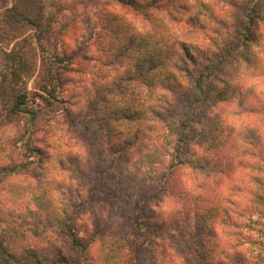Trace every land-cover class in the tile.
<instances>
[{
	"label": "rangeland",
	"instance_id": "374dc122",
	"mask_svg": "<svg viewBox=\"0 0 264 264\" xmlns=\"http://www.w3.org/2000/svg\"><path fill=\"white\" fill-rule=\"evenodd\" d=\"M14 1L0 0V47L10 50L24 37L30 38L27 48L32 71L27 87L31 93H43L42 87L51 80L53 63L38 48L32 36L34 32L32 24L25 20L14 23L5 20L3 13ZM64 1L37 0L33 11L38 10L39 14L43 13L45 16L56 11L58 15L61 14L64 19L68 20V23L70 21V26L67 25L69 32L65 30L66 34L61 36L58 47L59 51H65L74 61L70 70L61 72L63 81L67 79L64 83L62 82V93L71 102L81 97L84 98L85 95L89 96L91 101L87 103L85 109L81 108L79 103L72 104L75 112L72 123L65 121L57 124L56 122V125L49 124L47 128L38 127L35 134L36 139L33 141L35 145L41 141L42 152L48 154L47 159L37 161V156H35L33 160L35 162L32 164L34 168L30 172L36 174L39 171V174L34 178L26 172L10 178L11 183L17 180L20 194L17 193L5 200L7 189L4 188L2 190V193H5L4 196L0 195V207H3L2 209L11 207L10 210L17 219L21 220L22 217L19 215L24 216L26 219L23 222L26 225L24 227H28L25 230L27 238L32 242L41 240L33 235V230L37 228V223H33V213L40 214L39 221L47 227L46 229H53L57 217L53 214L59 204L58 192L54 189V185L48 184L45 179L55 177L64 182L63 177L67 178L69 174L64 170L56 176L60 170L59 162L71 167L69 165L74 156L81 157L82 155L86 159V148L73 146L75 144L73 136H79L84 143L90 145L87 142V137L90 136L84 138V134L87 135L86 132L91 125H103V114L106 112L104 110L108 109L113 101L125 100L130 105L137 106L138 109L147 108L146 105L143 106L147 90L139 79L131 82L123 80L120 81V85L109 84L107 91L102 85L99 90H83L82 79H89L92 71L100 70L104 66L108 56L105 49L108 43H114V45L121 43L126 30L131 33L157 31L159 36L167 39L168 47L175 52L168 69L173 78L183 79V72L173 66L174 62L181 60L183 43L189 48L190 46L196 48V53H192L193 59H187L191 69L198 66L202 70L208 64L211 68H216L217 61L212 60L211 63L204 61L203 57L210 55L209 58L221 61L219 62L222 63L221 67L231 78L228 84H222L220 83L222 81L217 79L214 81L219 82V86L224 87L223 90L226 89L225 86H235L236 89L231 98L223 96L222 99L219 96L220 92L209 99L211 102L206 111L211 114L210 117L217 118L225 126L223 136L227 134L228 144L221 149L209 148L206 152L197 150L199 156H204L208 160L206 163L203 158L204 167L196 168L193 164H172L165 161L154 168L143 167L140 170L137 164V153L129 152L128 176L130 178L135 176L133 182L149 187L153 186V182L156 181L158 186L157 199L156 197L148 198L151 200H147V207L141 214L149 225L151 238L157 241L156 249H143L139 256L140 263L156 264L157 261L158 264H197V260L200 259L199 255L201 258L204 257L200 254V246L207 244L208 248L209 245L212 248L217 241V249L215 248L213 254V259L216 258V261L213 262L212 259L211 264H264L259 254L261 253L259 247L263 248L261 254H264V217L255 214L253 207L255 204L254 191L262 188L256 180V177L261 178L258 169H264V164L260 161V156L264 155V20H257V22L255 20L254 26L251 27L253 24L250 26V32L256 33L255 37L258 41H251L246 56H243L245 46L237 39V37L244 36L243 30L249 25L255 0H201L207 2L214 12L221 15V20H224L219 27L216 26L221 33L215 35V39L207 34L211 31V21L205 22V26L200 25L205 19L202 14L199 15L198 5L194 0H183L184 8L178 13L185 18L198 17L196 26L188 25L184 20L180 22V20L170 19L165 20L161 25L155 24L154 26L147 17L152 10L124 8L117 4L116 0ZM259 5L263 6L264 11V1H261ZM111 10L118 13L110 12ZM111 13L119 16L116 23L108 21ZM162 17L165 16L162 15ZM120 20H125L130 26L126 28L127 24ZM222 38L227 41L221 42ZM162 45L165 46V43L163 42ZM239 46L240 49L237 50ZM221 53L225 54V58L221 57ZM133 55L136 57V54H132V57L125 58L122 62L113 60L121 64V66H115L117 74L124 75L127 70H132ZM204 70L207 71L208 68L205 67ZM216 74L212 72V75ZM110 75L113 74L110 73ZM158 76L159 74H154L152 80L155 81L159 78ZM124 88H126L124 92L120 90ZM158 89L159 86L155 87L151 96L154 104L161 103L159 98L162 97H158L159 93L156 92ZM108 92L113 93L114 99H107L110 95ZM222 93L224 94V91ZM174 96H169V100H174ZM34 103L43 106V112L46 109L62 107V104L56 101L52 105H45L44 101L39 98ZM162 112L165 115L164 111ZM155 128L154 132H157V135L151 134L150 129L147 131L151 134V141L158 144L161 139L158 136L160 128L159 126ZM247 130L249 133L250 131H255V133L253 132L250 137ZM31 140L32 138H28V142ZM79 142L78 140L77 143ZM237 142L241 146L244 145L245 152L237 154L233 147ZM7 143V140L3 139L0 145ZM13 150L16 151L15 148ZM89 155L92 157L88 156L87 162L82 166L84 172L78 175L73 174L78 181L85 184L83 187L88 189L82 192L83 201L77 207L78 213H81L77 224L83 236L88 237L91 236L90 233H95L91 240L89 257L94 260L92 264H99V259L105 261L107 250L105 247L100 249L97 234L105 232L110 226V221L115 218L122 220L124 216L120 213L123 208L124 212L128 208L125 205L127 196L119 192L112 194L107 191H97V156L93 151L92 154L89 151ZM108 163H110L109 160L104 161V165ZM131 163L137 166L133 168ZM38 164H42L40 169ZM104 177L109 178V175L106 173ZM262 181L264 183V179ZM131 191L137 192L138 188H133ZM131 191L127 194L130 195ZM86 197L87 200H85ZM97 199L100 200V205L97 204ZM217 206L219 207L218 213L212 211ZM208 207H212L206 215L208 225L211 227L209 233L213 234L216 240L210 235H202L194 228L197 210ZM249 218L253 221L250 222ZM222 222H224L223 226L227 225L225 230L228 232L221 230L220 223ZM81 223L83 225L80 228ZM163 251L166 254H163ZM212 251L209 254L210 257Z\"/></svg>",
	"mask_w": 264,
	"mask_h": 264
},
{
	"label": "trees",
	"instance_id": "16d2710c",
	"mask_svg": "<svg viewBox=\"0 0 264 264\" xmlns=\"http://www.w3.org/2000/svg\"><path fill=\"white\" fill-rule=\"evenodd\" d=\"M116 1L117 4L124 6V8L152 10L147 17L154 26L161 25L165 20L169 19L180 20V22L184 20L188 25H195L198 21V17L185 18L179 15L178 12L184 8L182 6L185 4L183 0ZM194 1L198 5L199 15L202 14L203 19H205L200 25L205 26V22L211 21V31L207 34L215 39V35L217 36L221 33L217 27L224 20H221V15L214 12L207 2ZM261 1L264 0L254 1L249 25L246 24L247 26L243 30L244 36L237 37L245 46L243 56H246L251 41H258L257 37H255L256 33L254 31L250 32L249 28L255 20L256 22L257 20H264L263 6L260 7L259 5ZM36 3L37 0H15L3 13L5 20L9 23L25 20L32 24L34 28L32 36L38 48L53 63V74L51 80L42 87L43 93H31L27 87V81L32 71L27 48L30 38L24 37L10 50L0 47V144L3 139L8 142L0 145V195L4 196L3 194L5 193H2V190L6 188L5 200L15 196L17 193L20 194L17 188V180L11 179L13 180L11 183V177L13 178L26 172L34 178V176L39 174V171L36 174L30 172L34 168L32 164L35 162L33 161L35 156H37V161L43 158L47 159L48 154L42 152L41 141H38L36 145L33 141V139H36L35 134L38 127L45 126L47 128L49 124L56 125V122L57 124L65 121L72 123L74 120L73 114H75L72 104L79 103L80 107L85 109L87 103L91 101L90 97L86 95L84 98L76 99L75 102H71L70 99L63 96L61 85L67 79L63 81L64 78L61 72L70 70L71 66L74 65V61L65 51H59L58 47L61 42V36L66 34L67 25L70 26V21L68 23V20L64 19L61 14L58 15L56 11L50 12L46 16L43 13L39 14L38 10L33 11ZM175 9L178 10L176 11ZM110 12L118 13L114 10ZM111 14L108 21L116 23L119 20V16ZM162 15L165 17H162ZM120 21L127 24L126 28L130 26L125 20ZM253 26L254 24L251 27ZM68 32L69 29L67 30ZM225 41L227 39H221V42ZM163 42L165 46L162 45ZM167 43V39L159 36L157 31L131 33L129 30H126L121 43L118 45L108 43L105 48L108 54L105 59L106 63L100 70L92 71L89 79H82L81 87L83 90H99L102 85L107 91L109 84L120 85V81L123 80L131 82L139 79L147 90V97L143 103V106L146 105L147 108L138 109L137 106H132L125 100L113 101L109 104L108 109L104 110L106 112L103 114V125H91L86 132L87 135L84 134V138L90 136L87 137L89 139H87V142L90 145L84 143L79 136H73L75 140L73 146L86 148V159L82 155L81 157L74 156L72 163L69 165L71 167L63 165L61 161L59 162L60 170L56 176H59L64 170L69 174L67 178L63 177L65 179L64 182L59 181L55 177L45 179L48 184H53L54 189L58 192L57 199L59 204L53 214L57 216L56 225L52 227L53 229L49 230L44 227L42 222L39 221L41 219L39 213L32 214L34 216L33 223H37V228L33 230V235L41 238L42 242L40 239V242H32L27 238L25 230L28 227H24L26 226L23 223L26 221L24 216L19 215L22 218L21 220L17 219L14 213L11 212V207H5V209L0 207V264L93 263L94 260L89 257V250L95 233H90L89 235L91 236L85 237L81 234L77 224L81 217L77 207L83 201L82 192L88 191V189H85L83 187L85 184L78 181L76 176H73V174L78 175L84 172L82 166L87 162L88 156L89 158L92 157V155H89V151H91V154L93 151L97 156V191L126 194L127 202H125V205L128 207L125 212L123 208L120 213L124 216L122 220L115 218L110 221V226L105 232L97 234L100 249L105 247L107 250L105 261L104 259H99L98 263L142 264L139 259L140 252L148 248L156 249L157 241L151 238V232L148 230L149 225L144 221V216L141 217V214L147 207L148 201L151 200L148 198L156 197L157 199L158 186L156 181L153 182V186L149 187L133 182L135 176L132 178L128 176L129 164L127 157L129 152L137 153V164L140 170L143 167L154 168V166L163 164L165 161H169L172 164H193L196 168L204 167L203 161L205 160L208 163V160L204 156H199L197 150L206 152L209 148L221 149L228 144L227 134L223 136L225 126L217 118L210 117L211 114L206 111L211 102L209 99L220 92L219 96L222 99L223 96L231 98L236 89L235 86L229 85L230 87L225 86L226 89L223 90L224 87L219 86V82L214 81V79H217L222 81L220 82L222 84H228L231 78L225 73L226 70L221 67L222 63H219L221 61L214 60L212 57L209 58L210 55L203 57L204 61L208 63H211L212 60L217 61L216 64L219 65L215 64L216 68H211L208 64L205 66L208 68L207 71L204 70L205 67L201 70L198 66L191 69L187 59H193L192 53H196V48L190 46V50L183 43L181 60L173 63L175 68L183 72V79L173 78L168 69L170 60L175 52L168 47ZM233 48L235 47L233 46ZM239 49L240 46L237 50ZM132 54H136V57L133 55L131 61L132 70H127L124 75L117 74L115 66H121V64H117L116 61L122 62L125 58L132 57ZM220 55L225 58L224 53ZM114 59L116 61H113ZM212 72L217 74L212 75ZM110 73L113 75H110ZM154 74H159V78L155 79V81L152 80ZM86 80L87 82H85ZM157 86H159V89L156 90L159 93L158 97L162 98H159L161 103L154 104L151 96ZM125 89L120 90L124 92ZM223 91L224 94L222 93ZM108 94L110 95L107 99H114L113 93L108 92ZM169 96H174L175 99L169 100ZM37 98L44 101L45 105H52L54 101L60 102L62 107L46 109L43 112V106L34 103ZM205 106L207 107L205 108ZM162 111H164L165 115H163ZM158 126L160 128V135L158 136L161 139L160 143L157 144L153 140L151 141V134L155 133L157 135V132L154 131H156L155 127ZM149 129L151 134L147 131ZM71 132L74 133L75 131L71 130ZM250 132L247 130L248 135L251 137L255 131ZM26 136L27 139H25ZM28 138H32V140L28 142ZM37 140L39 139L37 138ZM78 140L80 141L79 143H77ZM104 141H106V145H104ZM243 146L237 142L233 147L239 154L245 152V147ZM45 160H42V162H45ZM105 160H109L110 163L104 165ZM260 161L264 164V155L260 156ZM40 166L42 164H38V168ZM131 166L134 168L137 165L131 163ZM106 173L109 178L104 177ZM129 173H131L130 170ZM258 174L261 175V178L256 177V180L262 185V188L254 191L255 204L253 207L255 214L264 217V183L262 181L264 179V169H258ZM136 187L138 188L137 192L131 191V189ZM130 191V195L127 194ZM85 200H87V197ZM97 204H101L99 199H97ZM209 208L212 207L197 210L194 228L202 235H210L211 238L216 240L215 236L209 233L211 227L208 225L206 216L207 212L211 210ZM218 209L219 207L217 206L212 211L218 213ZM220 211L223 212L221 209ZM248 220L250 222L253 221L252 218ZM82 225L81 223L80 228ZM223 225L224 222L220 223L221 230L225 232L227 225ZM46 230L48 231L45 232ZM215 248L217 249V241L212 248L210 245L208 248L207 244L201 245L200 254L204 257L201 258L199 255L200 259L197 260V264L215 262L216 258L215 260L213 259ZM262 250L263 248L259 247L261 253L263 252ZM211 251L213 257L209 256ZM162 253L166 254L164 251ZM261 253L259 254L264 260V254ZM194 256L197 258L196 255ZM212 259L213 262L211 261ZM156 264H158L157 261Z\"/></svg>",
	"mask_w": 264,
	"mask_h": 264
}]
</instances>
